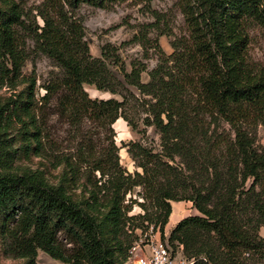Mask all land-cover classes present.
I'll return each instance as SVG.
<instances>
[{
	"label": "trees",
	"instance_id": "obj_1",
	"mask_svg": "<svg viewBox=\"0 0 264 264\" xmlns=\"http://www.w3.org/2000/svg\"><path fill=\"white\" fill-rule=\"evenodd\" d=\"M124 1L45 0L42 24L31 26L17 3L0 0V87L24 84L0 102L4 253L23 264H36L38 251L63 264H124L133 242L124 228L135 218L127 215L125 196L140 187L138 218L162 231L171 202H192L198 215L180 219L167 241L181 245L193 264H264V142L256 139L258 128L264 133V65L247 53L249 29L264 30V0H178L187 35L171 43V54L159 50L145 83L144 66L126 72L113 47L92 57L71 15L81 4L106 9ZM19 30L62 72L38 99L35 79L21 74ZM85 86L120 100L90 98ZM52 99L55 119L48 126ZM138 109L142 123L159 134L160 150L132 143L127 152L141 172L130 174L119 165L112 125L121 118L133 128ZM56 123L65 125V137L56 134ZM51 139L79 141L68 153ZM90 139L108 140L96 151ZM19 149L60 167L56 182L38 169H14Z\"/></svg>",
	"mask_w": 264,
	"mask_h": 264
},
{
	"label": "rangeland",
	"instance_id": "obj_2",
	"mask_svg": "<svg viewBox=\"0 0 264 264\" xmlns=\"http://www.w3.org/2000/svg\"><path fill=\"white\" fill-rule=\"evenodd\" d=\"M23 13V18L31 26H40L42 24L38 17V11L44 7L45 0H13ZM72 17L80 23L83 28L84 40L87 42L89 54L94 57L101 56L103 47L110 46L115 49V54L118 56L120 63L123 64L125 71L129 72L132 64H140L144 66V71L140 74L142 82L148 81V71L153 69L158 63L159 50L164 55L172 53L171 43L175 39L182 38L187 35V27L183 15L179 7L178 0H126L121 3H116L106 9L94 8L81 4L72 12ZM19 37L22 41L21 49L25 53V60L21 68V74L24 77H33L35 79V98L38 99L44 90L42 86L49 80H54L61 77L62 72L50 59L40 53L34 45L31 37L23 30H19ZM249 45L247 48L248 57L255 62H260L264 65V30L259 26H253L249 29ZM110 62V60H109ZM110 69L119 77V68L110 63ZM24 87V84L18 85L14 91L8 90L5 86L0 87V102L17 93ZM130 90L138 96L135 88L129 87ZM90 98L108 99L115 98L120 100L118 95H111L108 92L95 90L93 87L85 86L84 89ZM54 100L50 101L47 108L48 126L54 121L55 116L52 114ZM145 113L138 109L133 115L135 125L133 128L128 126L121 118L117 119L112 125L114 135L111 139L118 147L119 165L130 174L135 171L141 172L135 166L134 161L127 152V148L132 143L152 149L154 152L160 150L159 134L153 126H145L142 123V118ZM58 137H65V125L56 123L54 125ZM92 129V128H91ZM220 130V129H219ZM218 130V131H219ZM92 131V130H91ZM98 131L94 130V138ZM10 135L14 137V147H20V138L17 136L16 127L11 128ZM258 143L264 142V133L258 128L256 132ZM56 142V146L63 152L73 153L76 143L79 139H51ZM95 145L96 151L101 145H106L108 139H90ZM13 168L18 171L27 169L41 170L47 179L55 183L60 173V167L53 168L48 161L34 154L25 155L21 149L16 152L13 161ZM83 178H81L82 180ZM188 181V178L187 180ZM190 191V187L188 186ZM186 190V191H188ZM74 192L78 194L80 189L74 188ZM188 193V192H186ZM142 190L140 187H134L131 193L125 196V204L128 206V216H135L129 220L124 228V231L133 235L132 243L137 241L139 237H143L145 232H148L150 227L154 226V222H142L138 216L143 215V210L139 207V203H143L141 198ZM150 212V205L144 204ZM171 214L168 222L160 230L159 226L155 230L160 231L162 240H167L171 227L181 218L198 215V212L193 208L192 202L181 200L171 202ZM154 231V230H153ZM264 237V227L259 231ZM141 235V236H139ZM58 237L63 242H68L64 234L59 233ZM171 248L176 250L178 246L174 243ZM68 247L71 244H67ZM128 254V253H127ZM21 258H12L4 253L3 245L0 238V264H23ZM36 264H63L45 254L42 251L37 252Z\"/></svg>",
	"mask_w": 264,
	"mask_h": 264
},
{
	"label": "built area",
	"instance_id": "obj_3",
	"mask_svg": "<svg viewBox=\"0 0 264 264\" xmlns=\"http://www.w3.org/2000/svg\"><path fill=\"white\" fill-rule=\"evenodd\" d=\"M154 228L151 226L143 237L132 243L124 264H193L183 256L181 245L174 250L167 240H162L159 229Z\"/></svg>",
	"mask_w": 264,
	"mask_h": 264
},
{
	"label": "crops",
	"instance_id": "obj_4",
	"mask_svg": "<svg viewBox=\"0 0 264 264\" xmlns=\"http://www.w3.org/2000/svg\"><path fill=\"white\" fill-rule=\"evenodd\" d=\"M181 219H182V218H181ZM179 220H180V219H179ZM179 220H178V221H179ZM178 221H175V224H176ZM175 224H173L171 228H173Z\"/></svg>",
	"mask_w": 264,
	"mask_h": 264
},
{
	"label": "bare ground",
	"instance_id": "obj_5",
	"mask_svg": "<svg viewBox=\"0 0 264 264\" xmlns=\"http://www.w3.org/2000/svg\"><path fill=\"white\" fill-rule=\"evenodd\" d=\"M116 122V121H115Z\"/></svg>",
	"mask_w": 264,
	"mask_h": 264
}]
</instances>
